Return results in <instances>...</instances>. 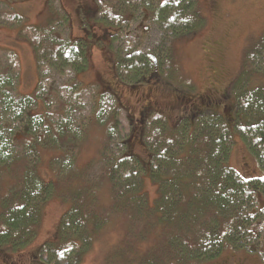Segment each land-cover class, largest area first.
<instances>
[{
    "label": "trees",
    "instance_id": "16d2710c",
    "mask_svg": "<svg viewBox=\"0 0 264 264\" xmlns=\"http://www.w3.org/2000/svg\"><path fill=\"white\" fill-rule=\"evenodd\" d=\"M160 1L105 0L109 6L103 3L91 18L83 12V36L70 35L67 42L59 31L70 26L67 13H58L45 25L24 26L20 34L32 42L38 59L39 84L34 94L19 92V56L0 46V186L5 178L9 185L6 193L0 191L3 264L15 250L36 239L42 206L55 196L71 206L62 216L55 240L41 245L37 264H82L95 237L116 216L125 219V236L104 264H188L219 257L227 247L258 254L264 263V86L251 82L256 73H264V37L244 55L243 68L232 84L235 111L227 118L194 104L199 97L172 91L178 103L187 105L173 115L177 121L159 111L149 113L155 108L150 102L142 110L144 126H133L130 120L133 132L121 136L119 118L126 114L113 89L85 87L78 80V73L91 65L93 46L104 38L112 44L115 38L126 39L140 13L157 24L164 37L161 33L154 52H142L141 30H133L130 48L112 51L118 77L139 85L176 74L171 54L162 55L166 43L172 47L177 37L198 32L205 19L198 0ZM23 19L6 12L0 27L22 25ZM94 25L103 30L97 33ZM201 99L208 97L204 93ZM40 100L46 109L35 113ZM92 101L80 122L91 115L106 127L107 139L97 157L107 163L104 182L91 176V162L79 164V152L74 156L65 146L86 136L89 127H75L72 113ZM202 108L206 110L197 114ZM183 111L187 114L181 117ZM235 132L257 158L262 177L241 174L230 164ZM115 138H120L121 148L110 156ZM135 139L141 141V149L133 144ZM42 147L62 150L54 162L58 165L54 179L40 174ZM144 175L159 185L160 195L153 205L144 191ZM107 181L111 197L103 205L99 192Z\"/></svg>",
    "mask_w": 264,
    "mask_h": 264
},
{
    "label": "rangeland",
    "instance_id": "374dc122",
    "mask_svg": "<svg viewBox=\"0 0 264 264\" xmlns=\"http://www.w3.org/2000/svg\"><path fill=\"white\" fill-rule=\"evenodd\" d=\"M104 1L0 0V18L9 11L15 12L24 18L22 25L14 26L11 24L0 27V46L13 49L20 59L19 92L21 94H34L36 92L39 84V70L35 47L30 40L20 34V30L27 25H45L53 17L58 18V13L68 14L70 26L68 25L69 27L63 29L59 27L61 35L67 42L72 35L77 37L84 34L80 24L83 11H80L77 6L80 4L93 7L94 14H97ZM160 2H166V0ZM198 3L201 14L205 19L204 26L194 34L177 37L174 39L172 47L167 42L165 45L166 50L163 49L162 51V55L171 54L172 63L178 69V72L172 74V76L156 78L151 83L132 85L124 83L117 75L113 52L116 54L122 49L130 48V45H128L129 35L133 30L137 31L138 28L141 30L140 50L142 52H154V47L161 43L162 32L159 34V26L151 21L144 20V13H140V16H138L140 19L135 26L129 29L126 39L115 38V42L112 44L108 41V38L106 40L104 38V41L100 44L93 46L91 65L78 73V80L85 87L98 86L102 89L101 91L105 88L113 89L120 103L124 106L126 114L121 115L119 118L122 128L121 136L133 132L134 129H131L130 120L133 126L138 127L141 124L142 127L144 126L142 110H145L144 106L150 102L155 104V108L150 110L149 113L159 111L171 119L172 122L177 121L173 115L175 112L180 113L179 109L187 105L186 102L178 103L176 95L172 91L180 92L187 97L203 98L210 80L214 83L215 93L218 97L209 102L206 109L210 108L214 114H221L226 118L233 115L236 107V95L232 91V84L243 68L246 51L258 44L264 37V0H198ZM104 4L109 6L108 2ZM87 15L89 18L93 16L92 13H87ZM150 27L152 28L151 31L144 34ZM94 29L97 33L103 30L98 25H94ZM162 36L164 37L163 33ZM64 80L69 82L67 78H64ZM251 82L252 85L264 86V73H256ZM224 92H226V95H223ZM92 103L93 101L85 104V107L80 106L73 109L74 126L79 127L81 125L86 129L89 128L86 136L81 135L74 144L67 141L65 146L74 156L79 152V164L91 162V176L95 180L101 179L104 182L105 165L107 163L101 162L97 157H99L107 139L106 127L95 122L91 115L88 117V121L82 124L80 122L82 112L87 114ZM45 109L44 101L40 100L34 112L43 113ZM206 109L202 108L196 113L201 114ZM56 110L57 107L54 108V111ZM185 114H187V111H183L180 116L182 117ZM107 115H110V111ZM78 117L79 119H77ZM114 140L111 142L114 145L109 152L110 156L117 155L121 148L118 145L120 138ZM234 140L230 164L241 174L262 177V169L257 163V158L248 149L243 138L235 132ZM133 144H136L139 148L142 145L141 141L137 139L134 140ZM61 155L62 150H56L52 147L41 148L38 167L44 179L56 178L58 165H55L54 162ZM7 181L8 179L5 178L1 183L0 191L2 194L9 189ZM108 184H103V189L99 192L98 201L103 205L107 204L111 197V185L109 182ZM144 191L150 204L153 205L160 195V190L159 185L151 181L148 175H144ZM70 206V202L57 196L46 201L42 206V217L36 239L29 245L15 250L12 259H7L6 263L37 264L35 257L38 255L41 245L46 241L55 240L62 216L70 209ZM124 236L125 219L122 216H116L113 222L104 228L99 236L95 237L92 245L84 254L82 264H104L112 250L122 243ZM145 249L146 247L142 248V254ZM2 262L0 259V264H3ZM241 263L264 264L258 254H251L245 250H236L231 247H227L222 255L214 259L196 260L188 264Z\"/></svg>",
    "mask_w": 264,
    "mask_h": 264
},
{
    "label": "flooded vegetation",
    "instance_id": "af4514ba",
    "mask_svg": "<svg viewBox=\"0 0 264 264\" xmlns=\"http://www.w3.org/2000/svg\"><path fill=\"white\" fill-rule=\"evenodd\" d=\"M78 7V9L80 10V11H83V12H85L86 14L88 13V14H90V13H94V8L93 7H86V6H83V5H78L77 6ZM85 10V11H84ZM206 96L208 97V99L207 100H204V99H201V98H199V100L197 101V102H195L194 104H197V106H199V107H207L208 106V103H209V101H211V100H213L214 98H216V97H218V95L215 93V86L213 85V83H212V81L210 80V83L207 85V87H206ZM217 96H216V95ZM223 95H226V92H224L223 93ZM186 100V99H185ZM188 101H192V100H190V98L189 99H187ZM205 101H207V103H205ZM200 103L201 104H203V106H201L200 105ZM242 264V263H241Z\"/></svg>",
    "mask_w": 264,
    "mask_h": 264
},
{
    "label": "water",
    "instance_id": "95a60500",
    "mask_svg": "<svg viewBox=\"0 0 264 264\" xmlns=\"http://www.w3.org/2000/svg\"><path fill=\"white\" fill-rule=\"evenodd\" d=\"M150 57L154 60L155 64L157 65V57H156V55L151 53Z\"/></svg>",
    "mask_w": 264,
    "mask_h": 264
}]
</instances>
